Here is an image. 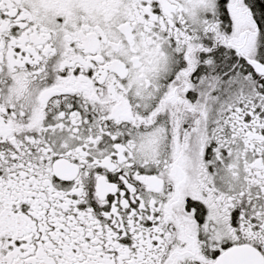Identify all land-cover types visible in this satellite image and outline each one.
<instances>
[{"label":"snow or ice","instance_id":"obj_1","mask_svg":"<svg viewBox=\"0 0 264 264\" xmlns=\"http://www.w3.org/2000/svg\"><path fill=\"white\" fill-rule=\"evenodd\" d=\"M0 264H264V0H0Z\"/></svg>","mask_w":264,"mask_h":264}]
</instances>
